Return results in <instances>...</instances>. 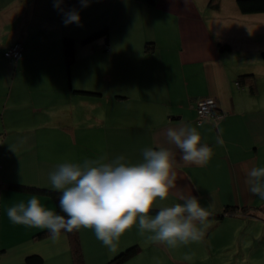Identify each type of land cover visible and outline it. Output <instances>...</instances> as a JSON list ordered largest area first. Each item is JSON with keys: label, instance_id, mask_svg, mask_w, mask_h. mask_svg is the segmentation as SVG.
<instances>
[{"label": "crops", "instance_id": "crops-1", "mask_svg": "<svg viewBox=\"0 0 264 264\" xmlns=\"http://www.w3.org/2000/svg\"><path fill=\"white\" fill-rule=\"evenodd\" d=\"M72 10L80 22L66 25ZM263 15L242 14L235 0H86V6L82 0H0V264H27L32 256L42 264H73L68 236L56 243L37 238L46 229L13 224L7 216L9 207L33 196L56 211L53 199L7 186L57 191L49 174L62 163L123 155L125 163L138 164L146 148L160 147L175 154L177 190L158 205L183 203L179 196L191 193L211 213L197 250L211 236L225 242L224 226L232 227L235 246L250 247L235 264H264V200L246 183L250 169L264 166ZM102 29L106 37L84 42ZM64 38L75 44L70 67ZM17 42L21 59H5ZM250 74L254 80L238 81ZM205 98L215 100L223 117L197 124L195 105ZM185 124L212 148L207 165L184 163L168 141L167 130ZM227 205L245 212L222 215ZM77 233L84 264H105L134 245L138 254L121 264H143L149 252L177 259L196 252L193 243H152L136 227L115 251L92 229Z\"/></svg>", "mask_w": 264, "mask_h": 264}, {"label": "clouds", "instance_id": "clouds-1", "mask_svg": "<svg viewBox=\"0 0 264 264\" xmlns=\"http://www.w3.org/2000/svg\"><path fill=\"white\" fill-rule=\"evenodd\" d=\"M86 6V0H82ZM59 7V4L56 5ZM80 22L77 11L65 13L64 23ZM167 139L181 152L186 164L205 166L213 150L196 127L185 124L169 128ZM217 143L223 140L217 137ZM143 162L125 163L119 155L110 162L85 160L83 163L65 162L49 174L52 188L62 193L60 213L41 204L33 196L27 203L21 201L7 209L13 224L47 229L53 243L67 239V235L81 228L92 229L95 237L115 251L120 237L136 227L152 243L169 248L200 242L209 226L211 213L199 199L189 193L180 195L183 203L172 206L158 205L177 190L175 154L168 148H146ZM249 191L264 200V166L254 167L247 173ZM158 208L154 216L150 215ZM185 260L191 259L185 256Z\"/></svg>", "mask_w": 264, "mask_h": 264}, {"label": "trees", "instance_id": "trees-1", "mask_svg": "<svg viewBox=\"0 0 264 264\" xmlns=\"http://www.w3.org/2000/svg\"><path fill=\"white\" fill-rule=\"evenodd\" d=\"M149 1L151 3H155L156 0H149ZM236 5H237L239 11L244 15L264 14V0H236ZM212 7L214 9H218V3L214 4ZM106 36H107V30L102 29V30L94 32L91 35H89L88 37H86L84 39V42L87 43V42L93 41L95 39H98L100 37H106ZM62 46H63V54H64L65 64L67 67H70L73 64V62L75 61V44H74V41L70 38H64L62 41ZM4 52H3V54H4ZM3 57H4V55H3ZM261 59L264 63V51L261 52ZM247 78L254 80L253 75L250 74V75L240 76L238 78V81L243 82V80L247 79ZM250 88H252V86H250ZM6 188L20 190V191L34 192V193H39V194H47L53 199V201L55 203L56 212L60 213L59 198L62 195V193L59 191H51V190H45V189L23 187V186H12V185L7 186ZM156 211H158V210L153 209V211L150 213V215H155ZM238 211L245 212V208H241L238 210V208L235 206H230V205L228 206L227 205L223 209L222 215H234ZM60 214L63 215V213H60ZM222 215H220L218 218H220ZM48 236H50L49 231L46 229V230L40 232L37 235V238L42 239V238H45ZM67 236H68L69 247H70V251H71V255H72L73 264H84L83 253H82V249H81V245H80L79 236H78L77 231L74 230L72 233H69ZM138 252H139V246L138 245L131 246V247L127 248L126 250H124L123 252L116 255L115 257H113L112 259H110L105 264H121V263L131 259L135 255H137ZM26 263L27 264H42V259L40 257H37V256H32V257H29L26 259Z\"/></svg>", "mask_w": 264, "mask_h": 264}, {"label": "rangeland", "instance_id": "rangeland-1", "mask_svg": "<svg viewBox=\"0 0 264 264\" xmlns=\"http://www.w3.org/2000/svg\"><path fill=\"white\" fill-rule=\"evenodd\" d=\"M228 2H230V0H223V3L225 5H227ZM262 37H264V36L262 35ZM262 51H264V50H262ZM8 84H9V82L7 81L6 86ZM2 104H3V102L0 103L1 106H2ZM0 114H1V112H0ZM231 228L232 227L224 226L223 230H225L226 236L224 234L225 242H223L221 244L219 243V240L216 236H214V237L211 236L210 237L211 239L205 238L206 246H204V250L202 252H200V247L197 250L195 243H193L191 247H192V250L194 249V250H196V252L190 253L192 258L189 259L188 262L183 260L184 257H180V259H177L174 257V254H170L168 252H152V254L149 252L146 254V257L144 258L145 261L143 262V264H187V263L192 264L196 260H199L196 262L197 264H200V263L201 264H212L214 262H216L217 264H222V263H224V264H235V262L240 263L241 259H243L244 256H248L250 247L247 249H245V247L243 249H238L235 246V245H237V242L235 240V236H233V234L228 235L229 232L231 231ZM243 229H244V227L242 228V231H243ZM218 246H220V247H218ZM216 247H218V248H216ZM179 256H183V254H179ZM204 256H205V258H204ZM183 262H187V263H183Z\"/></svg>", "mask_w": 264, "mask_h": 264}, {"label": "built area", "instance_id": "built-area-1", "mask_svg": "<svg viewBox=\"0 0 264 264\" xmlns=\"http://www.w3.org/2000/svg\"><path fill=\"white\" fill-rule=\"evenodd\" d=\"M23 52V45L19 42L11 45L4 52V58L16 62L21 59ZM196 122L200 124L208 119L219 120L223 117V113L217 111L215 100L211 98L200 99L195 105Z\"/></svg>", "mask_w": 264, "mask_h": 264}]
</instances>
